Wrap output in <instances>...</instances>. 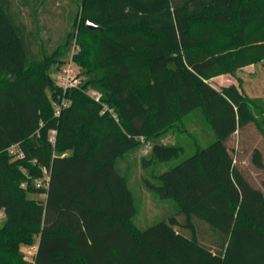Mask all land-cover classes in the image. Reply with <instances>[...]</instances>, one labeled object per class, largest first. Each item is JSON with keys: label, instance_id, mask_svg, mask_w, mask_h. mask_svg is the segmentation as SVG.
I'll list each match as a JSON object with an SVG mask.
<instances>
[{"label": "trees", "instance_id": "1", "mask_svg": "<svg viewBox=\"0 0 264 264\" xmlns=\"http://www.w3.org/2000/svg\"><path fill=\"white\" fill-rule=\"evenodd\" d=\"M35 1L0 0V264H264V178L228 145L251 126L264 140V99L211 84L264 62V0H79L77 32L37 51ZM74 38L86 79L64 91L49 70ZM196 110L215 140L156 171L185 150L160 136ZM146 142L144 188L177 211L140 229L118 163ZM245 151L264 176L261 147Z\"/></svg>", "mask_w": 264, "mask_h": 264}, {"label": "rangeland", "instance_id": "2", "mask_svg": "<svg viewBox=\"0 0 264 264\" xmlns=\"http://www.w3.org/2000/svg\"><path fill=\"white\" fill-rule=\"evenodd\" d=\"M78 2L79 0H40L33 14L28 9L25 10L23 21L37 36L35 51L39 49V45L46 49H52L61 42L67 32L74 34L77 32L78 23L74 28L72 25L75 12L79 6ZM35 3L37 0L33 4ZM72 41L70 49L73 47ZM74 73L81 81L86 79L79 67L74 69ZM49 75L55 84L61 83L60 70H56L55 66L49 70ZM211 84L218 89L234 86L248 99H264V62L248 66L232 74L221 75L213 79ZM257 118L264 121V114L261 113ZM214 140V133L202 116L201 111H194L180 119L159 138V141L164 144L179 143L184 147V153L177 161L163 164L156 167L155 170H167L170 166L194 154L198 147H205ZM250 144L259 145L264 152V140L254 126L249 127L243 133H235L228 143L230 147L238 151V167L250 180L258 183L264 176L258 175L250 166L249 154L245 151ZM150 146L151 142H146L141 147L126 154L118 163L121 174L128 179V187L132 192L137 209L134 222L140 229H145L177 211L176 203L173 200H162L144 188L143 178L148 177L153 169L142 168L141 157L148 155ZM2 222L3 214L0 215V226ZM37 244L35 242L32 246H23L21 250L24 256L30 257L27 252L33 247L37 249Z\"/></svg>", "mask_w": 264, "mask_h": 264}, {"label": "built area", "instance_id": "3", "mask_svg": "<svg viewBox=\"0 0 264 264\" xmlns=\"http://www.w3.org/2000/svg\"><path fill=\"white\" fill-rule=\"evenodd\" d=\"M73 47L70 49V54H69V58L66 61V63L61 67L60 69V73H61V83L59 84V86L65 91L69 88H77L81 82L80 79H78L75 76L74 73V69L77 68V65L75 64L73 57L78 53L79 51V47L76 43V38L73 39ZM89 95L96 101L99 102L100 99V94L90 91ZM62 105H64V102L62 101L61 103ZM59 110L60 107L59 106H54V114L55 116L59 115ZM110 113L112 114L113 117H115V114L113 113L112 110H110ZM54 135L55 132L51 131L50 136H49V140L51 143L54 142ZM141 141H143L141 139ZM13 151V148H11L10 152ZM19 157H21V154L18 155ZM37 249L35 247H33L31 250H29L27 253L30 257H26L24 256V260L28 261V262H33V258L36 254Z\"/></svg>", "mask_w": 264, "mask_h": 264}, {"label": "water", "instance_id": "4", "mask_svg": "<svg viewBox=\"0 0 264 264\" xmlns=\"http://www.w3.org/2000/svg\"><path fill=\"white\" fill-rule=\"evenodd\" d=\"M85 27L88 29H99L100 27L92 22H86Z\"/></svg>", "mask_w": 264, "mask_h": 264}, {"label": "crops", "instance_id": "5", "mask_svg": "<svg viewBox=\"0 0 264 264\" xmlns=\"http://www.w3.org/2000/svg\"><path fill=\"white\" fill-rule=\"evenodd\" d=\"M218 78V77H217ZM215 79V78H214ZM0 215H2V214H0Z\"/></svg>", "mask_w": 264, "mask_h": 264}]
</instances>
